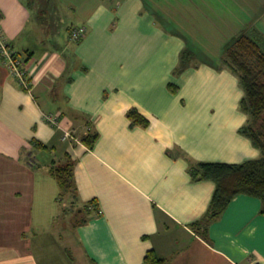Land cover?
Here are the masks:
<instances>
[{
  "label": "crops",
  "instance_id": "crops-1",
  "mask_svg": "<svg viewBox=\"0 0 264 264\" xmlns=\"http://www.w3.org/2000/svg\"><path fill=\"white\" fill-rule=\"evenodd\" d=\"M198 5L223 8L234 19L223 21L230 33L213 54L216 62L168 27L173 11L161 0H55L46 24L30 0H0V27L24 60L31 88L0 65V264H55L31 226L32 208L43 194L40 182L55 179L52 166L69 161L75 198L83 208L95 202L97 211L90 208L89 221L75 224L77 249L47 242L61 255L57 264H143L152 250L166 264H264L263 202L240 195L199 229L216 185L190 174L200 163L261 157L242 132L249 120L244 88L221 60L233 37L252 29L264 35V0ZM178 6L177 18H212ZM66 7L79 19L70 34L87 28L80 42L54 40ZM186 51L193 58L181 69ZM133 109L149 127L132 123ZM47 115L59 116L60 126ZM88 128L98 136L92 147L64 139L71 130L82 139Z\"/></svg>",
  "mask_w": 264,
  "mask_h": 264
},
{
  "label": "trees",
  "instance_id": "trees-1",
  "mask_svg": "<svg viewBox=\"0 0 264 264\" xmlns=\"http://www.w3.org/2000/svg\"><path fill=\"white\" fill-rule=\"evenodd\" d=\"M54 1L30 0V7L38 11L40 19L46 24L51 18ZM192 58V52L186 51L181 57V69L188 67ZM221 61L222 66L239 77L244 88L245 97L241 102V108L248 114L249 120L242 132L260 149L261 157L243 164L200 163L190 169L194 181L209 180L216 185L207 213L200 222L196 223L199 229L206 230L240 195L258 198L264 204V35L252 29L233 37L225 45ZM128 117L134 125L146 128L150 125V121L137 109L131 110ZM97 137L91 130L82 137V142L92 147ZM40 147L48 149L44 145ZM51 174L62 188L76 193L74 165L70 161L66 164H54ZM90 208L97 211L95 202L82 208L85 217L80 220L81 224L89 221L93 213ZM166 263L165 259L160 258L152 250L146 255L143 264Z\"/></svg>",
  "mask_w": 264,
  "mask_h": 264
},
{
  "label": "rangeland",
  "instance_id": "rangeland-1",
  "mask_svg": "<svg viewBox=\"0 0 264 264\" xmlns=\"http://www.w3.org/2000/svg\"><path fill=\"white\" fill-rule=\"evenodd\" d=\"M149 1L150 0H147L148 3ZM192 1L197 5L188 6L189 2H186L185 0H161L162 5H165V7L166 5L168 6V8L164 7L166 11H173L172 15H170V17H172V24L168 25V27L183 33L185 37L188 38L187 40L189 41L191 48L195 49L198 53L202 52L199 54L201 58H210L216 62L217 57L215 58L214 55L219 50L222 42L225 41V37H229L230 33V24L223 21H225L226 15L228 19L231 21L233 20V22L234 19L230 17L229 14L224 13L223 8L203 7L198 5V0ZM178 3H182L184 8H179ZM177 6L179 10L184 9L185 12L188 10L191 13L194 12L197 16L202 15L203 13L211 14L212 16L210 17L212 18H210L211 20H207V22L204 21L201 23L190 22L191 20L189 18H177L174 13V9ZM151 7L154 8V6ZM58 18L59 21L57 22V28H55L56 30L54 31V40L63 44L68 42L69 37L71 36L70 29L79 25V19L73 10L67 7L60 12ZM195 27H197L198 30ZM37 157L38 156L36 155V158ZM40 161L41 158H39V162ZM57 182L56 179L40 182L44 188L42 190L43 194L38 196L34 203L31 222L32 228L38 233V240L40 242L44 241L47 244L45 249L49 252V256L55 264H57L55 259L61 255L53 252V248L48 246L47 242L57 241L61 250L71 248L73 251V249H77V245L75 246L74 244L78 242V237L76 236L77 226L75 227V224L85 217L84 213L82 216L79 214V211H81L83 206L80 200L75 198L76 193L69 189L62 188ZM38 227H41V230L38 231ZM41 248L36 247V249ZM50 253L52 254L50 255ZM68 255L73 258L71 253H68ZM77 259L79 258L77 257ZM79 261L85 262L84 257L82 256Z\"/></svg>",
  "mask_w": 264,
  "mask_h": 264
},
{
  "label": "built area",
  "instance_id": "built-area-1",
  "mask_svg": "<svg viewBox=\"0 0 264 264\" xmlns=\"http://www.w3.org/2000/svg\"><path fill=\"white\" fill-rule=\"evenodd\" d=\"M87 33L86 27H78L75 28L70 36V39L74 42H79L82 40ZM0 65L8 67L13 76L17 78L20 85L26 88L27 90H30V83L28 79V74L25 68V62L24 60L18 56L16 52L12 49L8 39L6 38L4 31L0 27ZM46 120L50 122L52 125L59 127V116L55 115H47ZM91 131V128L87 129V132L85 135H87ZM65 140L80 142L82 139L78 138L76 131H65L64 134Z\"/></svg>",
  "mask_w": 264,
  "mask_h": 264
}]
</instances>
